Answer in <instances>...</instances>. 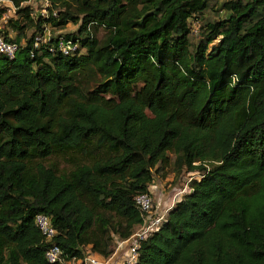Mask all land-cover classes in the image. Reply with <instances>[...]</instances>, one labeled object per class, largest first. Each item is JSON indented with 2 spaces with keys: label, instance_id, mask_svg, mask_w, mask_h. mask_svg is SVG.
Wrapping results in <instances>:
<instances>
[{
  "label": "trees",
  "instance_id": "1",
  "mask_svg": "<svg viewBox=\"0 0 264 264\" xmlns=\"http://www.w3.org/2000/svg\"><path fill=\"white\" fill-rule=\"evenodd\" d=\"M0 1L18 36L0 34L20 44L0 53V264H51L53 243L108 259L167 167L201 177L131 264H264V0H45V14Z\"/></svg>",
  "mask_w": 264,
  "mask_h": 264
},
{
  "label": "built area",
  "instance_id": "2",
  "mask_svg": "<svg viewBox=\"0 0 264 264\" xmlns=\"http://www.w3.org/2000/svg\"><path fill=\"white\" fill-rule=\"evenodd\" d=\"M51 32L45 29L43 34H38L35 37V47H39L42 42L50 40ZM20 44L14 40L7 39L0 34V53L14 58L17 54ZM78 41L61 39L58 44V49L65 55L73 54L78 50ZM194 175H190V181ZM198 177H201L199 174ZM154 185V184H153ZM153 185L149 187V191L140 192L135 197L137 207L141 210L143 216V223L136 232L126 241L119 242V247L128 244V255L126 264H131L138 259V248L140 242L143 241L151 232L155 231L166 219L169 210L173 207L170 205L162 213L155 212ZM36 226L44 238L51 241L57 233L51 218L44 213H39L35 218ZM46 258L51 264H111V259H103L98 255L88 251L81 259L73 258L66 260L62 248L58 244H50L46 250Z\"/></svg>",
  "mask_w": 264,
  "mask_h": 264
},
{
  "label": "rangeland",
  "instance_id": "3",
  "mask_svg": "<svg viewBox=\"0 0 264 264\" xmlns=\"http://www.w3.org/2000/svg\"><path fill=\"white\" fill-rule=\"evenodd\" d=\"M221 1V0H220ZM29 4L33 7L35 14H45L47 13V3L45 0H30ZM0 5L9 7L10 9L5 13L4 17L0 19V29L3 31H9L10 37L15 38L17 35V31L13 30L11 27L8 26V21L12 17H16L15 7H13L10 3H5L0 1ZM9 5V6H8ZM219 7V6H217ZM216 7V8H217ZM215 9H208L206 11L205 16L211 20H216L219 18L223 12H218ZM199 26L197 23L194 24L193 27V34L192 40L193 42H197L198 35H199ZM77 29V25L75 24H68L62 30H51V33L57 35L59 33H66L72 32ZM33 29H26V37L31 35ZM105 34L104 30H101L99 33V37H102ZM219 39L216 40L218 42ZM25 39H22V44L25 43ZM172 158L174 156L172 155ZM48 162L57 163L60 168L67 167L66 162L61 157H53ZM190 175H198L197 172H182L177 173L174 171L173 167H167L164 170H161L160 173H156L155 182L153 185V198H154V205H155V212L162 213L170 205H173L174 202H177L183 196L190 192ZM120 243L116 242L115 249L119 248ZM128 250V247H127ZM128 255V253H127ZM126 255V256H127Z\"/></svg>",
  "mask_w": 264,
  "mask_h": 264
},
{
  "label": "crops",
  "instance_id": "4",
  "mask_svg": "<svg viewBox=\"0 0 264 264\" xmlns=\"http://www.w3.org/2000/svg\"><path fill=\"white\" fill-rule=\"evenodd\" d=\"M7 2V1H6ZM128 244L115 249L114 253L109 257L111 259V264H126Z\"/></svg>",
  "mask_w": 264,
  "mask_h": 264
}]
</instances>
